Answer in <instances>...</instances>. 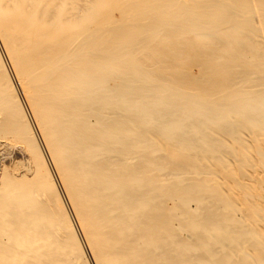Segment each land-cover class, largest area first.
Instances as JSON below:
<instances>
[{
	"label": "bare ground",
	"instance_id": "obj_1",
	"mask_svg": "<svg viewBox=\"0 0 264 264\" xmlns=\"http://www.w3.org/2000/svg\"><path fill=\"white\" fill-rule=\"evenodd\" d=\"M1 151L0 264H264V0H0Z\"/></svg>",
	"mask_w": 264,
	"mask_h": 264
},
{
	"label": "rangeland",
	"instance_id": "obj_2",
	"mask_svg": "<svg viewBox=\"0 0 264 264\" xmlns=\"http://www.w3.org/2000/svg\"><path fill=\"white\" fill-rule=\"evenodd\" d=\"M4 61H5V59H4ZM5 63H6V61H5ZM7 64V63H6ZM25 107V106H24ZM25 110H26V113H27V116H28V118H29V120H30V122H31V125L33 126V124H32V121H31V119H30V116H29V113H28V111H27V109H26V107H25ZM33 129H34V126H33ZM34 131H35V129H34ZM35 133H36V131H35ZM37 135V134H36ZM39 140V139H38ZM40 142V141H39ZM44 152V151H43ZM14 155V156H13ZM45 155V154H44ZM0 164H4V165H9V164H11L13 161H16V160H18L19 159V155H17L16 153H5V152H0ZM45 158H46V155H45ZM47 159V158H46ZM7 161V162H6ZM9 162V163H8ZM47 163H48V159H47ZM49 164V163H48ZM62 195V198H63V200H64V202H65V199H64V196H63V194H61ZM65 204H66V202H65ZM67 206V205H66ZM67 209H68V206H67ZM69 210V209H68ZM70 216H71V214H70ZM71 219H73L72 218V216H71ZM73 223H74V220H73ZM74 225H75V223H74ZM76 227V226H75ZM79 234V233H78ZM79 238H80V235H79ZM80 240H81V238H80ZM81 243H82V240H81ZM83 244V243H82ZM84 246V245H83Z\"/></svg>",
	"mask_w": 264,
	"mask_h": 264
}]
</instances>
